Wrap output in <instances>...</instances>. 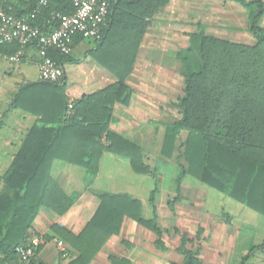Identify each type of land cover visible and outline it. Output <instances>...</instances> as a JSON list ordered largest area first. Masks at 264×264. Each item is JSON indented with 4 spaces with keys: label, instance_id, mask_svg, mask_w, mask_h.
Returning a JSON list of instances; mask_svg holds the SVG:
<instances>
[{
    "label": "trees",
    "instance_id": "obj_1",
    "mask_svg": "<svg viewBox=\"0 0 264 264\" xmlns=\"http://www.w3.org/2000/svg\"><path fill=\"white\" fill-rule=\"evenodd\" d=\"M111 1V14L101 40L96 43L100 49L117 34L118 40L108 50L113 64L106 65L99 54L94 58L115 75L118 82L70 105L65 104L61 127L32 129L3 178L0 253L15 256V248L28 243L30 231L41 211L60 217L73 204V199L52 178L55 162L78 166L87 174L95 175L102 153L108 152L127 160L135 173L155 178L154 172L144 164L140 148L109 131L108 122L115 103L127 104L125 79L131 72L141 38L150 21L169 0ZM231 1L246 10L248 30L254 44L232 43L208 36L201 26L189 35V47L183 54H178V60L184 63L182 95L174 103L180 118L166 126L161 155L172 158L173 152L177 153L173 158L180 169L176 178L178 187L181 178L189 175L264 216V29L258 25L261 5L258 0L248 3ZM37 3L38 0H15L5 10L16 17L28 16L36 11ZM51 12L72 14L71 0H49L48 6L39 11L32 24L43 26ZM81 39L76 36L73 42ZM0 49L11 54L19 46L6 44ZM195 50L198 60L191 61V65L187 55ZM130 51L132 59L128 56ZM67 58L58 57V62L63 65ZM182 130L187 131V138L176 146ZM102 138L105 143L101 142ZM154 193L155 190L149 197L153 211V218L149 220L142 217L138 200L124 194L102 193L97 211L79 235H72L58 224H52L50 230L69 248L66 256H75L67 264H90L107 240L119 234L124 217L152 232L156 236L155 248L166 251L163 236L170 232L161 230L155 222ZM176 198L167 202L171 211ZM172 234L179 237L175 251L182 256L181 263L139 249L125 240L119 244L118 252L107 254L106 262L202 264L197 259L195 241L198 242V236L191 239L175 227ZM257 248H264V240L259 247L250 246L242 261ZM40 250L38 247L37 253ZM60 257L63 258L61 254ZM23 264L44 263L36 257Z\"/></svg>",
    "mask_w": 264,
    "mask_h": 264
},
{
    "label": "crops",
    "instance_id": "obj_2",
    "mask_svg": "<svg viewBox=\"0 0 264 264\" xmlns=\"http://www.w3.org/2000/svg\"><path fill=\"white\" fill-rule=\"evenodd\" d=\"M176 1H179L176 7L180 10V26L185 38V47L173 53L172 50L165 48V43L161 45L166 38L162 33L156 32L151 36L149 33L157 28L155 19L160 12L176 5L174 4ZM243 1L248 3L254 0ZM258 1L261 5L258 25L264 29V0ZM189 6L196 12L199 7L209 11L207 13L209 18L212 16L211 12L217 11L218 18H224L222 25L207 24L205 20L197 21L195 28L189 30L192 25L189 22ZM221 11L225 12L223 16L220 15ZM160 12L150 21L143 34L133 59L131 72L125 79L128 102L115 103L108 122L109 131L140 148L143 162L154 172L155 178L135 173L127 160L108 152L102 153L95 175L87 174L78 166L55 162L51 172L52 178L65 194L73 199V204L60 217L48 211H41L34 228L30 231L29 241L34 238H43L45 241L36 256L44 264H67L75 258L60 257L56 246V241L60 239L50 230V226L56 223L66 232L79 235L97 211L100 205L99 195L102 193L124 194L138 200L142 208V217L149 220L153 218L149 197L155 190L157 226L169 232L175 227L187 233L191 239L198 236V242L195 241L198 248L197 259L202 264H229L232 256L245 254L248 251L245 250L246 246L241 248V253L236 252L238 241L240 242L242 238L241 227L255 228L254 225L258 227L264 224L259 220L264 219L262 214L206 187L189 175L181 178L178 187L176 178L180 169L173 158L177 153L173 152L172 158L161 155L166 126L180 118V112L174 103L182 95L184 78L181 73L184 63L178 60V54H183L189 47V35L201 26L208 36L232 43L253 45L254 39L248 30L246 10L241 4L231 0H169ZM242 25H245L244 28ZM117 40L118 36L114 34L108 44H103L100 49H97V43L91 40L81 39L73 42L71 54L63 64V79L58 83H43L38 80L37 64L40 58L32 48L23 49L20 62L7 59L16 52L9 54L0 49V193L5 187L3 178L29 138L32 129L61 127L65 104L70 105L83 96L118 82V78L94 58L99 54L106 65L112 66L113 57L108 54V50ZM146 43L148 48H145ZM132 55L130 51L128 56L131 59ZM177 89L180 90L178 93ZM187 134L185 130L180 132L176 146L185 142ZM101 142L105 143L104 138ZM167 171H170L169 179L174 181L175 188L172 184L164 187ZM206 188L223 196L220 200L217 199L219 202L216 205L220 207L211 208L210 205H214L215 202L208 195ZM162 193H166L167 198L159 202L157 199ZM175 198L174 210L171 211L167 202ZM227 200L233 201L234 207L228 209L221 206V203L225 204L223 201ZM186 206L189 208L188 213L179 216L178 211L181 208L187 211ZM183 218L185 224L187 220L188 225L194 226L193 234L190 233V227L185 228L181 223ZM254 218L259 224H255V220H252ZM174 223L177 224L174 226ZM123 240L169 261L175 263L182 261V256L177 262L169 255L170 248L164 238L167 250L162 252L155 248L156 236L152 232L124 217L119 234L107 240L90 264H107V254L118 252L119 244ZM263 240L264 237L260 244L255 243L252 246L259 247ZM64 245L69 250L65 243ZM247 259L252 260L249 264H264V248H257ZM23 263L16 254L11 256L8 253H0V264Z\"/></svg>",
    "mask_w": 264,
    "mask_h": 264
},
{
    "label": "built area",
    "instance_id": "obj_3",
    "mask_svg": "<svg viewBox=\"0 0 264 264\" xmlns=\"http://www.w3.org/2000/svg\"><path fill=\"white\" fill-rule=\"evenodd\" d=\"M12 1L15 0H0V46H19L15 54L7 57L12 62H20L23 49L35 50L40 58L37 64L38 80L43 83H58L63 79L64 69L58 57L71 54L76 36L94 42L101 40L113 4L111 0H71L72 14L51 12L41 26L33 25L32 22L39 11L48 6L49 0H38L36 11L20 17L5 10ZM44 243L43 238H34L16 247L15 254L22 262L28 263L36 258L37 248ZM56 246L62 257H65L67 249L64 243L58 240Z\"/></svg>",
    "mask_w": 264,
    "mask_h": 264
},
{
    "label": "rangeland",
    "instance_id": "obj_4",
    "mask_svg": "<svg viewBox=\"0 0 264 264\" xmlns=\"http://www.w3.org/2000/svg\"><path fill=\"white\" fill-rule=\"evenodd\" d=\"M174 4H176V5H174L171 8H167V9L165 8L160 12V14L155 19V22H156L155 25H158V26H156L157 28H154V26H155L154 25L153 26L154 29H152L151 32L149 33V36L156 34V32L160 33V34L162 33V36H164L166 38L164 39L165 40L164 42H161V45L162 44L164 45V43H165V48L167 50L168 49L172 50L173 53L175 51L185 47V40H184L185 38L182 35L183 32H181V26H180V19H181L180 10H179V8L176 7L179 4V1H176ZM189 7H190L189 8V17H190L189 22L192 23V25L189 27V30L192 31L195 28L194 25H195V23H197V21H204L205 20V22H207V24L209 23V24H215V25H222V21L224 20V18L219 19L217 11L211 12L212 16H211V18H209V15L207 14L209 11L199 7L198 8L199 10H197V12H196L193 7H191V6H189ZM224 13H225L224 11H221L220 15L223 16ZM244 26L245 25H242V28H244ZM158 27H161V28L159 29ZM145 48H148L147 43L145 44ZM187 56L190 58L189 64H191V65H193L192 62L195 59L198 60L197 50L190 52V54H188ZM179 91L180 90L177 89V93ZM169 173H170V171H167L166 181H164V183H165L164 187H169V185H171V184L173 187L175 186L174 181L172 182L171 179H169ZM206 190L208 191V195L211 196V198L213 199V202H215L214 205L212 204L213 206L210 205L211 208L213 209L214 206H217L216 203H218L219 200L223 196H221L220 194H217L213 190H210L207 188H206ZM167 191H169V190H167ZM166 196H167L166 193H164V194L162 193L159 195L157 200L159 202L162 201L163 199L166 200V198H167ZM217 199H219V200H217ZM223 202L225 204L221 203V206L226 207L228 209H230L231 207H234L233 205H235V203L231 200H227V202H225V201H223ZM210 206H209V208H210ZM217 207H220V206H217ZM207 208H208V205H207ZM186 210L187 211H185L184 208H181L180 211H178L179 216L181 214L185 215L184 213H188V210H189L188 206H186ZM189 213H190V211H189ZM194 219H195V216H194ZM252 220L253 221L255 220V224H257V223L259 224V221L256 218H254ZM259 220H261L264 223V219L260 218ZM175 222H177V221L175 220ZM181 223L183 224V226L185 228L190 227V229H189L190 233L193 234V232L195 231L194 226L188 225L187 220H186V224H185L184 218H183V220H181ZM176 224L177 223H174V226ZM263 225L258 226V227H257V225L256 226L254 225L255 228H252L249 226L241 227L242 238H240V240H241L240 242L238 241V246L236 248V252L241 253V251H242L241 248H244V246H246L245 250H248L249 246H252V244H255V243L260 244L261 240L264 237V226ZM254 233H256L257 235L255 236ZM165 236H166V238H165ZM163 238L165 239L166 243L168 244V246L170 248L169 249V255H172V257H174L176 259V261L178 262L181 257L179 254H177L175 249L179 246V237L174 236L172 234V232L170 231V234L164 235ZM243 256H244L243 253L241 255L237 254L236 256L235 255L232 256L231 260L229 261V264H242V263L249 264L250 261H252L251 259H246L245 261H242Z\"/></svg>",
    "mask_w": 264,
    "mask_h": 264
}]
</instances>
